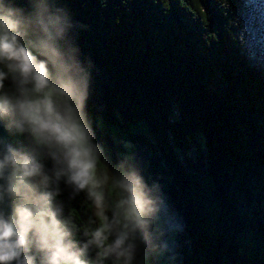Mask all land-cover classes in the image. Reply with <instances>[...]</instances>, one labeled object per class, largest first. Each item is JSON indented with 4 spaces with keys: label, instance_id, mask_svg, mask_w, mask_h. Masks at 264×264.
Returning <instances> with one entry per match:
<instances>
[{
    "label": "trees",
    "instance_id": "trees-1",
    "mask_svg": "<svg viewBox=\"0 0 264 264\" xmlns=\"http://www.w3.org/2000/svg\"><path fill=\"white\" fill-rule=\"evenodd\" d=\"M62 2L95 138L119 157L127 128L159 186L166 258L264 264V0Z\"/></svg>",
    "mask_w": 264,
    "mask_h": 264
},
{
    "label": "clouds",
    "instance_id": "clouds-1",
    "mask_svg": "<svg viewBox=\"0 0 264 264\" xmlns=\"http://www.w3.org/2000/svg\"><path fill=\"white\" fill-rule=\"evenodd\" d=\"M76 26L62 0H0V264H161L159 186L97 142Z\"/></svg>",
    "mask_w": 264,
    "mask_h": 264
},
{
    "label": "rangeland",
    "instance_id": "rangeland-1",
    "mask_svg": "<svg viewBox=\"0 0 264 264\" xmlns=\"http://www.w3.org/2000/svg\"><path fill=\"white\" fill-rule=\"evenodd\" d=\"M126 130L127 128L118 130L116 133V136L114 137L115 143L117 144L120 141L121 146L123 147V149L128 152L129 148V142L126 136ZM171 239V238H170ZM170 239L166 240L168 242V246L170 244ZM161 264H174L169 258H165V260L161 261Z\"/></svg>",
    "mask_w": 264,
    "mask_h": 264
}]
</instances>
